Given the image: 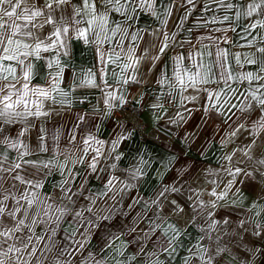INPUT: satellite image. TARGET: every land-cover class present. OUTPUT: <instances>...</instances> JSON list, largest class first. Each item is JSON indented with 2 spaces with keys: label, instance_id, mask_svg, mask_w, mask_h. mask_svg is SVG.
Here are the masks:
<instances>
[{
  "label": "crops",
  "instance_id": "crops-1",
  "mask_svg": "<svg viewBox=\"0 0 264 264\" xmlns=\"http://www.w3.org/2000/svg\"><path fill=\"white\" fill-rule=\"evenodd\" d=\"M171 2L156 0L160 18L141 12L134 25L144 30L140 33L142 39L137 48V55L143 57L136 72L139 82L116 85L112 71L118 73L119 68L111 63L107 67L105 79L117 89V95H123L125 103L141 108L139 120L128 115L118 117L117 111L121 107L118 101L112 102L114 107L106 115L100 88L74 87L73 81L78 82L81 73L88 70L96 73L99 84L100 64L92 46L73 40L70 58L62 57L67 66L60 85L70 92V103L48 102L44 110L49 115L31 118L28 122L31 126L22 140L28 146L29 155L24 159L37 165L49 161L52 164L50 172L47 168L25 165L21 174L28 179L40 180L43 187L39 191L54 197L57 204L68 209L54 237L56 246L45 251L44 245L49 243L47 239L36 245V257L43 259L44 264H53L58 249H68L73 253L70 257L67 252L58 257L61 261L69 260L71 264H95V261L101 264H155L156 260L163 264H183L189 256L188 249L195 251L193 246L198 242L213 253L217 247L227 249L220 256H215L219 264L251 261L253 252L249 249L264 250V235H253L258 222L264 225V214L256 215L264 206V177L260 175L264 166L258 163L264 159V131L254 133L251 124L257 112L241 113L238 110L240 101L235 99L232 103L238 107L231 112L226 111L227 106L223 114L216 110L205 112L208 101L203 92L198 94L197 100L185 101L183 105L178 97L173 100L168 96L169 89L158 81L162 74L172 76L173 57L178 54L187 56L194 52L193 45L199 47L198 38L207 36L209 29L196 27V22L201 16L213 15L203 12L204 0H196V8L178 29L180 18L190 6L182 7L181 0H176L172 15L163 25V9ZM37 3H42V0H37ZM239 31L238 28L237 33L228 32L233 44L222 46L230 52L252 51L234 46L242 43ZM173 32L176 33V41L169 43L158 60H153L159 53L164 33L171 35ZM189 40L191 44L181 43ZM190 64L191 61L185 60V65ZM255 69L253 65L246 66L244 70ZM36 70L33 83L44 84L47 74L44 61L37 62ZM232 86L244 91L247 83ZM208 87L217 88L216 85ZM189 94L196 93L191 90L185 93ZM158 103L163 107L154 108L153 105ZM177 112L183 114V120ZM80 116L84 119L80 120ZM240 124L245 127L232 136ZM23 127L22 124L7 127L6 133L15 138ZM88 135L104 143L102 146L93 143L85 155L83 139ZM120 137L123 139L112 151V142ZM252 140H256V145L249 151L252 157L249 159L244 151ZM42 146L47 151L41 150ZM95 148H100L101 155L94 171L89 163ZM3 151L0 144V153ZM66 154L70 155L67 163ZM7 155L9 159L5 167L17 159L18 152L8 149ZM116 156L120 159H115ZM227 156L232 159H225ZM80 157H83L82 163H72ZM65 163L62 174L59 165ZM112 164L116 167H111ZM237 167L244 172H253V177L240 174L224 199L211 196L213 190L217 193L225 190L228 182L233 180L228 170L234 171ZM65 179L69 181L67 185L62 183ZM108 180L113 181L111 185ZM12 183L7 177L4 187ZM62 188L70 189L68 195L71 200L65 197ZM211 201L216 202L215 208L211 207ZM181 208L183 212L178 211ZM77 212L82 215L76 217ZM168 224H174L182 231L180 243L172 256L164 253L161 247L166 239L162 229H166ZM157 225L160 227L156 228ZM86 228L88 239L84 248L77 251L78 246L73 239L84 242L81 233ZM37 232L44 234L40 228ZM72 232H76L74 238H70ZM145 234L151 239L147 240ZM255 264H264V256L259 252L255 254Z\"/></svg>",
  "mask_w": 264,
  "mask_h": 264
},
{
  "label": "snow or ice",
  "instance_id": "snow-or-ice-1",
  "mask_svg": "<svg viewBox=\"0 0 264 264\" xmlns=\"http://www.w3.org/2000/svg\"><path fill=\"white\" fill-rule=\"evenodd\" d=\"M175 3L176 0H172L164 7L165 18L161 21L163 25L167 24L168 17L172 15ZM185 5L190 7L186 8L185 15L180 18L178 29L183 27L191 11L196 8V0H181V6ZM202 10L213 15L201 16L196 22V27L209 29V34L198 38L199 47L193 45L194 52H189L187 56L178 54L173 57L172 76L162 74L158 83L166 85L169 89L168 96L173 100L178 97L181 105L185 101L197 100L199 93H205L208 101L205 112L216 110L223 114L226 106V111L231 112L233 108L238 107L232 100L240 101L238 110L241 113L257 112L256 119L251 121L253 132L264 131V0H204ZM141 12L160 18V13L156 10V0H99V4L97 0H42L39 4L37 0H0V144L4 147L3 153H0L3 156L0 160V264H44L43 259L36 257V245L47 239L49 243L44 245L45 251H51L56 246L54 237L68 212L65 206L56 203L54 197L39 191L43 187L40 180L28 179L21 174L25 165L43 167L51 171L52 161L37 165L36 162L24 159L29 155V150L22 137L31 126L28 123L31 118L38 119L49 115V112L44 110L46 103H70V92L60 87L67 66L62 57L70 58L73 40L82 41L95 49L100 64V83L96 82V73L88 70L82 72L78 82L74 80L73 85L100 88L106 106L105 114H110L114 107L113 101H118L122 106L126 100L123 95H117V89L105 79L109 63L119 68L118 73L112 71L116 85L139 82L136 72L143 57L137 55V48L142 39L140 33L144 30L135 28L134 25ZM241 21L245 23L242 24ZM211 25L217 26L210 27ZM46 28L47 32L44 31ZM238 28L242 43H236L234 46L252 51L230 52L222 46L233 44L227 34L237 33ZM175 41V32L171 35L164 33L159 53L153 60H158L169 47V43ZM181 43L191 44L192 41ZM48 53L51 55H45ZM185 60L191 61L190 66L185 65ZM38 61H44L47 69L44 84L33 83L37 76ZM253 65L256 66L254 71L244 70L246 66ZM244 83H247L244 91L232 86ZM209 85H216L217 88L211 89ZM189 90L196 94L185 95ZM153 107L162 108L163 104L158 103ZM177 116L181 120L184 119L180 112H177ZM79 119L83 120L84 116ZM16 124H22L24 127L12 138L6 133V128ZM243 127L245 125L240 124L231 135L235 136ZM121 139L123 137L112 142V151H115ZM93 143L102 146L104 142L92 135L85 137L82 149L85 155ZM255 145L256 140H252L246 146L244 155L249 159L252 158L249 151ZM8 149L17 150L18 156L5 167L4 164L9 159ZM41 150L47 151L43 146ZM94 152L89 167L95 171L97 158L101 155L100 148H95ZM69 158L70 155L66 154V163ZM115 159L119 160L120 157L116 156ZM225 159L230 161L232 157L227 156ZM82 162L83 157L72 161L73 164ZM66 163L59 165L62 174ZM258 163L264 166V159ZM111 167L115 168L116 165L112 164ZM228 171L233 180L228 182L223 192L217 193L213 190L211 196L224 199L237 176L254 175L253 172H244L239 167ZM69 174L71 175L70 170ZM260 175L264 177V172ZM7 177H10L13 183L6 188L4 183ZM112 182L108 180L109 185ZM62 183L67 185L69 181L65 179ZM61 190L65 197L71 200L68 195L70 189ZM210 203L212 208L216 207L215 201ZM178 211L183 212V209ZM262 214L264 206L256 213L257 216ZM81 215V212L76 213V217ZM211 215L210 212L209 216ZM38 228L44 234L38 233ZM256 229L253 235H264V225L258 222ZM162 230L166 237L161 246L162 251L172 256L180 243L182 231L174 224H168L167 228ZM87 231L86 228L85 232L81 233L84 242L73 239V243L78 246L77 251L84 248L88 239ZM75 236L76 232H72L70 238ZM145 238L151 239L148 234H145ZM193 247L195 251L188 249L189 256L184 259L183 264H219L215 261V256L227 251L217 247L213 253L199 242ZM249 251L253 252L252 260L242 261L241 264H255L257 252L264 256V250ZM65 252L69 257L73 254L68 249H58L53 264H71L69 260L61 261L58 258ZM95 264L101 262L95 261ZM155 264L163 262L156 260Z\"/></svg>",
  "mask_w": 264,
  "mask_h": 264
},
{
  "label": "built area",
  "instance_id": "built-area-1",
  "mask_svg": "<svg viewBox=\"0 0 264 264\" xmlns=\"http://www.w3.org/2000/svg\"><path fill=\"white\" fill-rule=\"evenodd\" d=\"M141 114H142L141 108H139L138 106L132 103H124L117 111L118 117H123L125 115H128L135 120H139L141 117Z\"/></svg>",
  "mask_w": 264,
  "mask_h": 264
}]
</instances>
